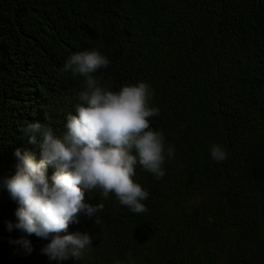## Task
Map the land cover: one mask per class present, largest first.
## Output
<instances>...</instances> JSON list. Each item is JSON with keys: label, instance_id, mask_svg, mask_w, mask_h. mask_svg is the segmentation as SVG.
<instances>
[{"label": "trees", "instance_id": "obj_1", "mask_svg": "<svg viewBox=\"0 0 264 264\" xmlns=\"http://www.w3.org/2000/svg\"><path fill=\"white\" fill-rule=\"evenodd\" d=\"M93 48L109 59L94 75L113 90H153L165 175L137 165L149 193L140 214L87 193L104 204L100 223L80 212L61 234L87 233L91 247L55 260L43 251L51 237L15 227L3 180L17 149L41 158L29 123L63 134L83 78L62 69ZM0 264H264V0H0Z\"/></svg>", "mask_w": 264, "mask_h": 264}, {"label": "clouds", "instance_id": "obj_2", "mask_svg": "<svg viewBox=\"0 0 264 264\" xmlns=\"http://www.w3.org/2000/svg\"><path fill=\"white\" fill-rule=\"evenodd\" d=\"M108 65L107 56L96 48L70 56L62 71L83 78L75 113L67 115L62 135L39 122L29 123L22 131L39 145L41 158L37 161L17 149L15 174L3 180L19 202L15 227L29 235L51 237L43 249L50 259L80 260L91 247L87 233L61 234L67 233L80 212L96 216L100 223L97 214L104 204L89 203L87 193L99 190L104 198L114 194L121 205L140 214L147 211L142 201L149 193L135 179L137 165L157 179L165 175V136L151 125V118L159 115V108L152 104L153 90L144 81L113 90L94 75ZM167 151L172 156L174 149ZM210 155L217 162L226 159L218 144L211 147ZM49 165L55 167L51 182ZM12 227L9 222V230Z\"/></svg>", "mask_w": 264, "mask_h": 264}]
</instances>
